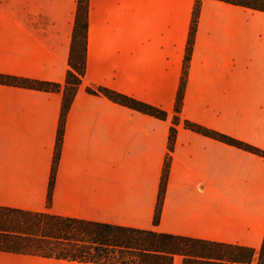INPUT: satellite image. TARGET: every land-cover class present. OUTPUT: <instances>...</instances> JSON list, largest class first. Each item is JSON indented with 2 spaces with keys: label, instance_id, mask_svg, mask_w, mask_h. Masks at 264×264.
Here are the masks:
<instances>
[{
  "label": "crops",
  "instance_id": "1",
  "mask_svg": "<svg viewBox=\"0 0 264 264\" xmlns=\"http://www.w3.org/2000/svg\"><path fill=\"white\" fill-rule=\"evenodd\" d=\"M79 0H0V74L65 85ZM196 0H88L85 76L63 90L0 84V208L230 244L264 240V12L202 0L160 221L154 215ZM166 112L162 120L86 89ZM0 264H84L0 251ZM173 264H183L177 255Z\"/></svg>",
  "mask_w": 264,
  "mask_h": 264
},
{
  "label": "trees",
  "instance_id": "2",
  "mask_svg": "<svg viewBox=\"0 0 264 264\" xmlns=\"http://www.w3.org/2000/svg\"><path fill=\"white\" fill-rule=\"evenodd\" d=\"M217 1L264 12V0ZM201 3L202 0H196L194 5L190 36L175 105L173 126L170 129L168 154L164 163L160 193L154 215V225L159 223L161 217L169 172L170 152L174 148L175 126L181 120L180 113L186 75ZM87 28L88 0H79L69 56L70 68L66 74L64 86L55 82L36 81L0 74V84L45 92H60L63 90V105L50 177L48 206H50L52 199L55 174L62 146L64 122L85 76ZM86 90L100 93L115 103L144 114L162 120L167 118L166 112L160 108L114 90L107 88H99L98 90L87 88ZM183 123L187 129L264 157L263 151L230 136L206 129L187 120ZM0 251L79 261L84 264H173L177 255L183 257V264H264V240L256 256L253 249L241 246L193 240L153 230H140L65 218L49 212H29L8 208H0Z\"/></svg>",
  "mask_w": 264,
  "mask_h": 264
},
{
  "label": "rangeland",
  "instance_id": "3",
  "mask_svg": "<svg viewBox=\"0 0 264 264\" xmlns=\"http://www.w3.org/2000/svg\"><path fill=\"white\" fill-rule=\"evenodd\" d=\"M179 256H181V255H179ZM182 257V256H181Z\"/></svg>",
  "mask_w": 264,
  "mask_h": 264
}]
</instances>
